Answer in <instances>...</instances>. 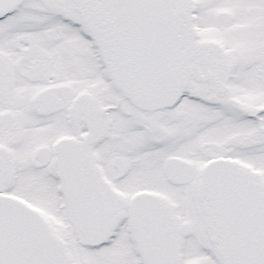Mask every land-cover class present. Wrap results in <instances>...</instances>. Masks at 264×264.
Instances as JSON below:
<instances>
[{
    "label": "snow or ice",
    "instance_id": "obj_1",
    "mask_svg": "<svg viewBox=\"0 0 264 264\" xmlns=\"http://www.w3.org/2000/svg\"><path fill=\"white\" fill-rule=\"evenodd\" d=\"M0 264H264V0H0Z\"/></svg>",
    "mask_w": 264,
    "mask_h": 264
}]
</instances>
